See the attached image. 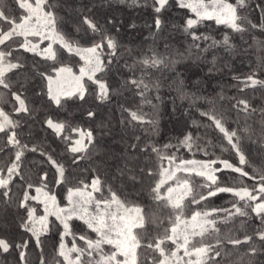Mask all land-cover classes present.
<instances>
[{
  "label": "trees",
  "instance_id": "trees-1",
  "mask_svg": "<svg viewBox=\"0 0 264 264\" xmlns=\"http://www.w3.org/2000/svg\"><path fill=\"white\" fill-rule=\"evenodd\" d=\"M226 1L236 24L197 16L178 0L159 12L158 0H44L66 41L100 44L102 66L85 76L84 92L59 101L49 76L61 65L78 72L80 54L60 41L53 56L24 45L50 42L38 34L0 43L10 64L0 82V264H70L63 241L89 250L99 238L78 215L65 231L50 214L34 233L30 209L40 215L44 205L29 195L39 186L60 205L71 189L89 188L98 200L138 207L134 264H264V0ZM29 14L21 0H0V37ZM189 19L198 23L187 28ZM79 133L85 145L75 150ZM169 157L235 167H219L214 179L178 170L163 180ZM185 181L188 193L172 203L169 188ZM196 213L195 229L181 220ZM180 220L186 251L203 247L198 260L177 254Z\"/></svg>",
  "mask_w": 264,
  "mask_h": 264
},
{
  "label": "rangeland",
  "instance_id": "rangeland-1",
  "mask_svg": "<svg viewBox=\"0 0 264 264\" xmlns=\"http://www.w3.org/2000/svg\"><path fill=\"white\" fill-rule=\"evenodd\" d=\"M43 2L44 0H21V3L29 10L30 14L4 32L0 37V43L14 33L38 34L42 38H49L50 42L45 46H41L39 42L27 39L24 45L43 55L53 56L55 53L54 42L60 41L70 50L80 54L84 59V63L78 72L74 71L70 65H61L58 67L56 74L49 76L50 94L56 101H59L64 95L84 92L85 76H92L94 71L102 66V58L99 51L100 44L79 46L66 41L55 28L50 26L51 19L43 7ZM184 3L191 4L197 16H212L219 20L236 24L235 7L226 0H184ZM9 67L10 64L7 63L0 50V82L2 81V73ZM99 82L101 89L106 91L104 82ZM50 122L55 123L52 120ZM57 124L62 126L60 123ZM81 132L89 133L84 130H80ZM80 133L71 145L75 150L85 145L83 142L86 136L83 133L80 136ZM219 167H235V165L227 159L207 160L192 158L176 160L169 157L168 164L163 172V180L168 179L178 170L197 171L210 179H214ZM188 191L189 185L185 181L172 185L167 195L172 203L177 204ZM236 191L241 192L242 189H236ZM27 195L29 194L27 193ZM29 196L42 201L44 205V212L40 215L35 213L34 208L30 209V228L36 234L46 230L50 214H55L65 223V231L69 228V217L73 215L86 219L89 224L97 229L99 238L90 241L89 250H84L77 246L69 247L65 241L62 242L61 250L70 264L135 263L138 240L134 234V227L142 222V215L138 207L126 205L117 198L98 200L95 198L93 190L89 188L71 189L68 194V203L65 205L58 204L56 197L40 186L36 187L34 195ZM260 206L264 208L263 204H260ZM197 215L198 213L189 219L182 218L181 220H187V226L195 229L194 221ZM181 220L173 226L172 230V238L176 239L175 241L178 243L177 251H179L177 254L184 258L186 263L190 262L191 259L198 260L203 247H197L190 253L186 251L184 245L185 226H180ZM73 249L78 250L75 256L71 253Z\"/></svg>",
  "mask_w": 264,
  "mask_h": 264
},
{
  "label": "snow or ice",
  "instance_id": "snow-or-ice-1",
  "mask_svg": "<svg viewBox=\"0 0 264 264\" xmlns=\"http://www.w3.org/2000/svg\"><path fill=\"white\" fill-rule=\"evenodd\" d=\"M159 2H160V7H158V8H156L155 9V11H157V12H159V11H161L162 9H163V7L166 5V3H167V0H159ZM178 3H179V5H180V7H188V8H190L192 11H195V9L192 7V5L191 4H185L184 3V0H178ZM202 18H211V17H202ZM198 23V21H194V20H192V19H189L188 21H187V28H191V27H193L195 24H197ZM187 30V29H186ZM194 35V34H193ZM194 39H200L199 37H195V35H194ZM204 39H207V37H204Z\"/></svg>",
  "mask_w": 264,
  "mask_h": 264
}]
</instances>
